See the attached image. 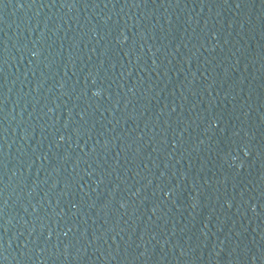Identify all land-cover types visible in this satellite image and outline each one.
Wrapping results in <instances>:
<instances>
[{
	"label": "water",
	"instance_id": "95a60500",
	"mask_svg": "<svg viewBox=\"0 0 264 264\" xmlns=\"http://www.w3.org/2000/svg\"><path fill=\"white\" fill-rule=\"evenodd\" d=\"M0 264H264V0H0Z\"/></svg>",
	"mask_w": 264,
	"mask_h": 264
}]
</instances>
